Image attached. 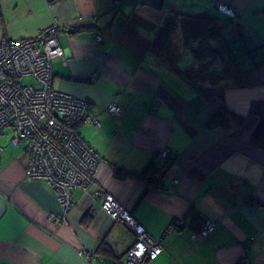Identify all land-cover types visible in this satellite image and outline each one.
I'll use <instances>...</instances> for the list:
<instances>
[{"label": "crops", "instance_id": "crops-1", "mask_svg": "<svg viewBox=\"0 0 264 264\" xmlns=\"http://www.w3.org/2000/svg\"><path fill=\"white\" fill-rule=\"evenodd\" d=\"M200 15L216 20L213 44L240 78L224 90L225 126L207 125L222 103L204 101L150 50L168 19ZM52 25L66 61L51 59L52 86L88 104L100 125L79 132L105 162L64 212L47 183L27 178L24 147L1 134L0 264H123L134 238L101 210L98 189L161 239L163 251L145 264H264V0H0V41ZM179 29L183 69L197 41L185 46ZM113 102L118 115L107 111ZM151 163L159 171L168 164L160 181L131 176ZM205 218L215 231L192 239Z\"/></svg>", "mask_w": 264, "mask_h": 264}, {"label": "built area", "instance_id": "built-area-1", "mask_svg": "<svg viewBox=\"0 0 264 264\" xmlns=\"http://www.w3.org/2000/svg\"><path fill=\"white\" fill-rule=\"evenodd\" d=\"M217 7L221 11L226 8ZM56 32V26L52 25L30 38L0 41V135L9 130L11 145L24 147L27 178L47 183L65 212L71 208L75 189L87 191L95 185L105 161L79 132L85 123L100 125L88 104L52 86L51 59L60 57L66 62ZM107 111L118 115L122 107L113 102ZM168 154L166 149L161 155L165 158ZM94 196L99 199L101 210L133 235L123 264H145L163 251L161 239L152 237L113 196L99 189ZM215 229L216 223L205 218L199 232L191 237H207ZM76 254L89 261L83 251ZM241 263L248 261L244 258Z\"/></svg>", "mask_w": 264, "mask_h": 264}, {"label": "trees", "instance_id": "trees-1", "mask_svg": "<svg viewBox=\"0 0 264 264\" xmlns=\"http://www.w3.org/2000/svg\"><path fill=\"white\" fill-rule=\"evenodd\" d=\"M177 29L181 32L180 39L185 46H192L197 41L193 44L195 45L193 50L191 49L197 63L195 64V61H193L191 65L183 69H180L179 65L181 55L174 48V46H177L173 39ZM219 31L220 28L216 20L209 15L188 17L181 19L180 22H177L172 17L165 22L150 45L151 52L164 65L178 73L196 90L204 101L209 102L212 99H217L222 103L218 111L207 120V125L209 126H225L228 124L230 114L223 105L224 90L228 86L240 85V78L235 62L228 56L226 58L223 45L213 44V41L217 40ZM215 62H220L222 67L220 69L214 68L212 64ZM159 172L156 166L151 163L140 174H128L145 180L150 184H155L156 175ZM126 174L125 172L117 171L115 175L123 178ZM202 224L203 221H200L196 233L199 232Z\"/></svg>", "mask_w": 264, "mask_h": 264}, {"label": "rangeland", "instance_id": "rangeland-1", "mask_svg": "<svg viewBox=\"0 0 264 264\" xmlns=\"http://www.w3.org/2000/svg\"><path fill=\"white\" fill-rule=\"evenodd\" d=\"M218 5H222L221 3H217L216 4V6H218ZM224 13H226V14H228V15H232L233 13H232V11L231 10H229V9H227V8H225V11H223ZM96 40H98V38H96ZM27 82H29V79L28 80H26ZM10 134V131L9 130H6L4 133H3V135H9ZM165 158H167V157H165Z\"/></svg>", "mask_w": 264, "mask_h": 264}, {"label": "water", "instance_id": "water-1", "mask_svg": "<svg viewBox=\"0 0 264 264\" xmlns=\"http://www.w3.org/2000/svg\"><path fill=\"white\" fill-rule=\"evenodd\" d=\"M167 168H168V165H166L164 167V169L158 173L157 181L161 180V178H162L163 174L165 173V171L167 170Z\"/></svg>", "mask_w": 264, "mask_h": 264}]
</instances>
